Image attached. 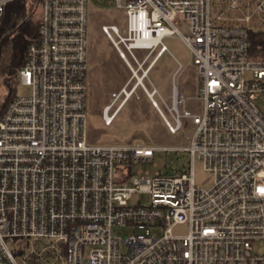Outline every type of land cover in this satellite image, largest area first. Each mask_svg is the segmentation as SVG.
I'll return each instance as SVG.
<instances>
[{
    "label": "built area",
    "instance_id": "2783aa9c",
    "mask_svg": "<svg viewBox=\"0 0 264 264\" xmlns=\"http://www.w3.org/2000/svg\"><path fill=\"white\" fill-rule=\"evenodd\" d=\"M14 1L0 0V22ZM112 1L124 24L101 31L130 76L102 121L110 125L140 87L170 133L184 120L192 128L183 148L191 167L150 172L153 147L86 143L87 0H32L37 32L17 75L29 93L0 113V264H264L252 248L264 239V110L255 104L264 60L248 52L249 32L264 30V0ZM180 15L186 35L174 25ZM255 18L258 27L247 25ZM175 34L197 68L202 108H180L173 86L171 123L144 80L168 51L162 39ZM195 160L211 175L209 188L195 184ZM140 194L148 204L130 203ZM177 225L187 234H173ZM116 227L126 235H113Z\"/></svg>",
    "mask_w": 264,
    "mask_h": 264
},
{
    "label": "rangeland",
    "instance_id": "374dc122",
    "mask_svg": "<svg viewBox=\"0 0 264 264\" xmlns=\"http://www.w3.org/2000/svg\"><path fill=\"white\" fill-rule=\"evenodd\" d=\"M213 2L217 6L220 1L214 0ZM39 16V11L35 9L31 18L32 22L37 21ZM259 23L255 18L247 25L254 28L258 27ZM123 24L124 14L114 6L112 0H87L85 141L88 145L93 146L129 144L150 146L155 148L151 163L145 165V168L150 172L159 170L162 173L171 174L176 168H186L187 170L191 167V163L188 162L189 155L183 148L190 144L192 128L188 127V122L184 120V126L179 131L170 133L160 111L140 87L119 110L110 125H105L102 121V108L110 104L112 101L111 93L119 91L129 78L130 72L122 59L119 58L112 44L102 33L101 26L116 25L121 28ZM174 25L181 34L189 33V21L183 15L177 17ZM162 43L168 51L157 60L148 74V79L144 80V85L148 90H151L152 86L157 89L159 96H155L154 100L165 118L172 123L168 109L171 106L172 87L175 86L183 98V104L180 105V108L199 113L202 108L197 99L200 79L197 68L192 63L190 50L178 34L164 37ZM134 53L143 57L145 51L135 50ZM127 58L130 61L128 55ZM175 59L181 64L179 70ZM6 91L0 79V97ZM15 93L16 96L27 95L29 89L18 85ZM117 103L113 105L112 110ZM255 104L259 109L264 110V96L256 100ZM193 171L195 184L200 188H209L212 182L211 175L203 170L199 160H195ZM138 200L146 205L149 202V196L146 194L134 196L130 203L135 204ZM126 232V228L116 227L112 230L113 235L122 237L126 235ZM187 232V225H177L173 229V234L178 236H184ZM252 248L256 254H264V239L255 241Z\"/></svg>",
    "mask_w": 264,
    "mask_h": 264
},
{
    "label": "trees",
    "instance_id": "16d2710c",
    "mask_svg": "<svg viewBox=\"0 0 264 264\" xmlns=\"http://www.w3.org/2000/svg\"><path fill=\"white\" fill-rule=\"evenodd\" d=\"M37 6L32 0L11 2L0 22V79L7 90L0 97V113L16 96L17 75L25 61L27 44L36 37L38 21L33 23L31 18ZM248 52L251 59L264 60V30L249 32ZM179 171L180 168H176L172 174Z\"/></svg>",
    "mask_w": 264,
    "mask_h": 264
},
{
    "label": "bare ground",
    "instance_id": "6f19581e",
    "mask_svg": "<svg viewBox=\"0 0 264 264\" xmlns=\"http://www.w3.org/2000/svg\"><path fill=\"white\" fill-rule=\"evenodd\" d=\"M176 93H177V91H176ZM149 99H150V97H149Z\"/></svg>",
    "mask_w": 264,
    "mask_h": 264
},
{
    "label": "crops",
    "instance_id": "0c3cea01",
    "mask_svg": "<svg viewBox=\"0 0 264 264\" xmlns=\"http://www.w3.org/2000/svg\"><path fill=\"white\" fill-rule=\"evenodd\" d=\"M122 87V86H121Z\"/></svg>",
    "mask_w": 264,
    "mask_h": 264
}]
</instances>
